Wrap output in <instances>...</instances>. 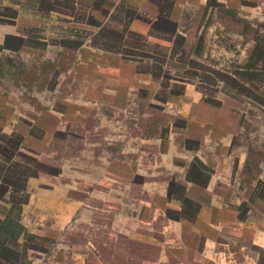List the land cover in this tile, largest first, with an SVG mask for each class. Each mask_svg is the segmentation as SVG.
<instances>
[{"label": "crops", "instance_id": "1", "mask_svg": "<svg viewBox=\"0 0 264 264\" xmlns=\"http://www.w3.org/2000/svg\"><path fill=\"white\" fill-rule=\"evenodd\" d=\"M43 1L34 0L28 5L26 0H0V57L33 56L41 47L44 55L50 58L49 68L41 63L38 66L29 63L20 65L18 69L28 71L34 80L38 75L36 72L41 71L56 73L60 83L68 77L85 79L89 83L86 88L93 94L86 98L69 94L63 98V101L77 105L70 113L57 111L51 105L55 102L54 97L49 101L44 99L41 101L43 107L39 111L30 107L26 117L20 113L18 96H9L5 103H10L12 113L6 125H3L5 117L0 113L1 134L17 132L19 120H25V137L33 145H23L22 149L18 146L17 151L22 150L34 158L43 156L37 146L43 142L50 143L48 131L41 125L46 122L43 121L44 114L55 120L53 133L68 132L66 127L72 123L69 117L79 121L75 123L79 130L77 134H80H75L80 139L76 143L78 152L115 150L113 138L84 141V137L90 134L84 129V121L90 117L106 119L113 136L119 122L132 116L129 106L140 101L155 105L158 89L169 92L164 101L165 107L170 109L167 113L173 119H181L183 124L177 130L170 125L166 135H171L164 143L161 141L163 138L155 133L151 138L140 136L137 148L128 143L121 144L119 152L134 150L137 153L138 158L133 162L107 157L91 161L92 170H99L95 183L101 186V191L90 189L92 185L90 188L82 185L87 181L81 175L69 176L81 172L73 167L74 162H70L67 171L62 167L55 176L50 175V179L42 180L41 184L32 177L38 191L23 190L30 200L23 206L27 204L25 207L28 209L38 204L44 211L51 212L59 233L73 232L81 223L93 231L104 230L105 237L101 242L96 236H86L81 243L67 245L69 249L75 246L85 250L77 262L88 251L96 264H264V161L256 162L253 171L247 169L251 166L249 147L259 143L261 130L245 131L238 122L244 116L243 111L233 107L229 98L221 95L222 90H215V97H210L206 92L210 85L201 82L197 69L190 68L195 71L193 79L168 74L165 88L158 87L156 77L141 69L142 66L155 65L159 58L163 64L165 60L174 59L176 40L184 44L195 36L189 29H184V23L191 22L193 27L199 12L209 14L210 0H70L74 8L82 7L83 1L88 2L84 3L86 14L83 20L73 19L69 13L55 7L43 9L40 7ZM54 1L59 0H50ZM215 1L225 6L227 0ZM96 3H99L98 7ZM260 6L264 3L258 0L255 7ZM100 7L105 13L100 14L102 18L96 25L90 24L88 20L95 19ZM113 21L120 24L118 35L113 37L118 38L117 44L109 48L94 43V38L102 39L104 31L101 28ZM168 24L171 25L170 31L167 30ZM72 25H75L74 30L85 35L74 47L66 45L67 40L76 37L69 31L74 27ZM157 25L167 28L157 31ZM37 29L39 32L35 33ZM133 37L140 39V47L130 43ZM188 53L191 54L190 59H195L192 58L195 55L193 51ZM0 67V80L8 81L11 71ZM165 69L172 71V68ZM204 69L214 74L218 71L210 64H205ZM3 70L8 74L6 80L2 78ZM207 74L212 77L210 83L214 84L213 87L219 88L222 80ZM172 87L179 89L178 93H172ZM141 88L145 94H136L135 91ZM105 95L106 102L113 104L110 106L116 109L114 104H117L116 113L103 116L83 109L84 105L94 107L101 104L104 102L101 96ZM242 99L247 101L246 105H258L247 97ZM147 115V112L140 114L141 117ZM32 128L41 131L39 136L32 133ZM119 133L122 131L118 130ZM186 139L196 143L194 146L186 145ZM243 139L248 144H243ZM153 146L157 157L149 161L144 149ZM2 163L0 160V167ZM113 164L125 172L117 175L110 169ZM142 168H150L153 173L164 172L166 176L159 181L148 180V172ZM132 177L141 178V195H149L148 186L154 183L156 188L153 187L151 194L159 200L164 199V202L158 204L143 199L146 201L142 200L138 209L132 210L135 212L112 210L111 202L117 198L116 194L129 192ZM27 182L28 185L33 184L26 180V185ZM169 184H176L181 189L177 193L169 192ZM7 193L9 197L11 192ZM12 196L11 193L10 198ZM93 200L98 204L92 203ZM183 200L190 201L191 206ZM167 210L175 217L168 216ZM97 215L101 216L100 220L109 215L112 221L106 225L104 221L96 220ZM119 216L117 222L116 217ZM99 247L106 248V252L100 253Z\"/></svg>", "mask_w": 264, "mask_h": 264}, {"label": "rangeland", "instance_id": "2", "mask_svg": "<svg viewBox=\"0 0 264 264\" xmlns=\"http://www.w3.org/2000/svg\"><path fill=\"white\" fill-rule=\"evenodd\" d=\"M259 1L264 3V0ZM33 2L34 0H26V4L28 5H31ZM83 2L88 4L87 1ZM256 2H258V0H227L225 6H220L216 4L215 0H210L208 2L211 7L209 14H207L208 12L206 14L204 12H199V16L193 24V27L191 22L184 23V29H189V32L191 31L195 36L194 38H190L187 42L185 41L184 44H181L180 40H176V45H174L173 49L175 53L174 59L169 62L165 60L163 64V60H160L162 58H159V60H156L157 63L155 65L141 67L142 70L149 71L150 74L156 77L157 85L158 87L161 86V88H165V80L168 74L191 79L195 74V71H191L190 69L193 68L198 70L197 74L202 79L201 82L210 85L206 90L210 97H215V90H217V92H221L220 90H222L223 94L221 93V95L229 98V102L233 107H238L243 111V118L241 117V119H238V122L241 124L240 126H242L245 131L258 130L259 132V130H261L260 135H258L259 143L253 144V147H249L251 166L247 169L250 171L255 169L256 162L264 161V136L262 135L264 132V98L261 97L263 93L262 90H264V82L254 80V83H257V85L259 84V88L254 93L248 86L250 84L249 82H247V85L241 84L237 82L236 78L238 77L230 73H236L240 70V67L246 66L250 52L255 50L256 41H254V39L264 37V6H260L259 8L255 7ZM84 3H82V7L74 8L70 0H59L54 2L45 0L40 7L46 10L49 7H55L64 13H69L73 19L83 20L86 14ZM98 4L99 3H96L95 6L97 5L98 7ZM97 10L99 12L95 13V19L88 20L92 25H96L98 20L102 18L100 14L105 13L104 9L101 7ZM113 22L105 24V27L101 28V30L104 31L102 39L94 38V43L109 48H113L112 46L117 44L118 38L113 37L118 35V26L120 24L115 21ZM210 25L211 28L209 29L208 27H210ZM72 26L74 27L69 31L76 37L66 41V45L70 47H74L79 39L85 37L84 34L73 29L75 25ZM166 28L167 27L164 25L163 27L159 26L156 30L164 31ZM38 32V29L35 30V33ZM130 43L138 47L141 46L138 37H133ZM38 48L39 49L35 51L37 55L33 56L20 58L14 55L10 57L4 55L0 57V66L9 68L12 74L8 81L2 82L0 80V111H2L0 113L5 117L3 125L8 123L12 113L9 105L10 103H5V100H7L9 96H18V103L20 105L19 110L25 117L30 107H33V110L36 109V111H39V109L43 107L41 101L44 99L49 101L54 97L55 102H52L51 105L57 111L70 113L76 109L77 105L73 102H65L63 98H66L69 94L73 95V97H92V95L89 94L93 93L86 88L89 83L85 79L73 78L72 80L68 77V79L66 78L60 83L59 80H57L58 77L56 73L48 71L43 73L41 71L36 72L38 75L35 76L34 80L33 75L28 73V71L18 69L20 65L27 66L29 63L35 64V66L41 63L44 64L45 67H50V61H48L50 58L44 55V51L41 47ZM192 51L193 54H195L192 58L195 59L189 58L191 54L188 52ZM159 57H162V55ZM258 63L256 67L260 68L262 63ZM205 64H210L213 68L218 69V71L215 74L214 72H208L204 69ZM167 67L172 68V71H166L165 68ZM184 68H187V70H184ZM3 72L5 73V70H3ZM207 73H211L214 78L217 76L222 80V83L218 85L219 88L216 89L213 87L214 84L212 85L210 83L212 77ZM6 74L7 73L2 74L4 80L7 79ZM198 76H196L197 79L199 78ZM31 83H34V85H31ZM170 91L172 93H178L179 89L172 87ZM135 93L139 95L145 94L142 88L135 91ZM168 93L169 92H165L164 89H158L155 93L157 99L155 105L145 101L133 102L128 108L132 116L125 119V121L121 120L119 122V125H117V133L113 134V136H111L112 129H109L110 126L107 124L106 119L97 120L90 117L84 121V129L90 131V134L84 137V141H102L104 137L113 138L115 150L78 152L76 150V143L79 142L80 139H78L76 135L80 136V134H77L79 130L75 125L78 120L72 117H69V121L72 123L66 127L68 132L56 131L53 133L52 125L55 120L46 114L42 115L44 118L43 121L46 122L41 125L47 129L48 141L50 143L47 145L43 142L40 146H37L43 153V156L39 158H34L32 156L21 157L26 155L23 153L24 151L20 150L19 152L16 150L18 146L21 149L23 145L29 147L33 146L25 137L27 125L25 120L24 122L19 120V129L17 132L13 131L10 134H1L0 131V155H2L0 156V160L2 159L1 161L3 162L0 167V264H96L92 262V258L90 254L88 255V251H86L87 255L81 257L80 262H77L78 256L85 253V250L80 247L76 248L75 246L69 249L67 245L81 243L86 236H96L98 237V242H101L105 237L103 233L104 230L93 231L87 228L84 223H81L78 227L79 230L76 229L73 232L62 231V233H59L56 229L55 216H53L51 212L41 209L42 206L36 204L37 202L35 203L36 207L32 205L31 208L29 207L27 209V207H25L27 204L23 206V204L30 201L28 200V194L26 192L29 190L38 191V187L35 188V181H32V177H35V179L38 180L37 182L41 184L42 180L46 178L47 180L50 179V175H52V177L55 176L62 167L63 171H67V165H69L70 162H74L73 167L79 168L81 172H76L69 176L81 175L87 181L82 183V185L87 188H90L92 185L90 189L101 191V186L95 183V180L99 177V170H92L91 161L95 160L97 157H107L133 162L138 158L137 153H135L134 150L126 153L119 152L118 148L121 144L128 143L132 148H137L136 146L140 136L151 138L155 133H158L156 135H160V137L163 138L161 141L164 143L166 141L165 139L171 135H166V131L170 129V125H173L172 129L174 130L182 126L183 121L181 119H173L171 115L167 113L170 109L169 107H165L166 104L164 101L169 96ZM241 96L242 98L250 97L251 100L255 101L258 105H253L252 103L246 105L245 102L247 101L240 98ZM101 97L104 102L94 107H87L84 105L83 109H87L92 113L96 111L103 116L116 113L117 104H114L116 107L115 109L113 106H110L113 104L106 102L108 100L106 95ZM144 112H147L148 115L141 117L140 114ZM150 113L157 117L149 115ZM97 125H100V127L95 129L94 127H97ZM190 127L192 128V126ZM32 130L34 135L39 136L41 133L38 128H32ZM118 130H121L122 133L118 134ZM238 141H240V139ZM184 143L194 146L196 141L186 139ZM242 143L246 145L248 141L243 139ZM249 143L252 144L251 142ZM144 153L149 158V161L157 157L155 156L154 146L146 147ZM110 169L117 175H119L118 172H125L114 164L110 166ZM142 170L148 172V180L159 181L166 176L164 172L153 173L151 172L153 170L150 168H142ZM195 176L199 177L198 175ZM63 178V181H65V177ZM131 179L129 192H125L123 195L121 194L122 197L116 194L117 198L112 200V210L115 212H135L132 210H137L143 199L158 204L164 202V199L159 200L158 198H154L151 194L153 187L156 188L154 183L148 186L149 195H141L139 192L141 178L132 177ZM26 180L33 182V184L30 183L28 185L27 182L26 185ZM57 181L59 182V179ZM199 181H202V179H199ZM168 188L169 192L176 191V193L181 189V187L176 184H169ZM23 190H26V192L24 193ZM7 192H11L13 196L10 198V193L9 197H7ZM183 201L185 204L191 206L190 201ZM93 202L94 204H98L97 200H93L92 203ZM165 212L168 216L175 217V214L170 211L167 210ZM109 217V215H106L103 220H100L99 218H101V216L97 215L96 220L104 221L106 225H109L112 221ZM119 220L120 216L116 217V221L119 222ZM121 222L124 223L125 221ZM99 249L100 253L101 251L106 252V248L99 247Z\"/></svg>", "mask_w": 264, "mask_h": 264}, {"label": "trees", "instance_id": "3", "mask_svg": "<svg viewBox=\"0 0 264 264\" xmlns=\"http://www.w3.org/2000/svg\"><path fill=\"white\" fill-rule=\"evenodd\" d=\"M167 30L168 31L171 30V25L168 24ZM254 41H256L255 47H254L255 50L250 52L249 60L246 64V66L240 67L239 71H237L236 73L231 72L230 74L235 76V77H238V78H236L237 82H239L241 84L247 85V82H249L250 84L248 86L250 87V90H252L255 93V91L259 88V84L257 85V83H254V80L264 82V37L258 38V39L256 38V39H254ZM258 62L262 63V66L260 68L256 67L257 64H259ZM242 71H244V72H242ZM263 89H264V87H263ZM262 92L263 93H262L261 97L264 98V90H262ZM248 98H250V97H248ZM0 156H2V155H0ZM25 156H27V155H24L21 157H25ZM15 162L19 163L17 161H15Z\"/></svg>", "mask_w": 264, "mask_h": 264}]
</instances>
